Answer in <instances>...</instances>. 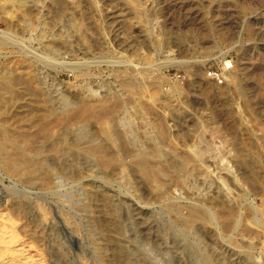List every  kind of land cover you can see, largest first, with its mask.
<instances>
[{"label": "rangeland", "instance_id": "obj_1", "mask_svg": "<svg viewBox=\"0 0 264 264\" xmlns=\"http://www.w3.org/2000/svg\"><path fill=\"white\" fill-rule=\"evenodd\" d=\"M1 32L0 213L35 264L258 255L236 241L261 237L264 0H0ZM193 211L210 236L177 219Z\"/></svg>", "mask_w": 264, "mask_h": 264}, {"label": "bare ground", "instance_id": "obj_2", "mask_svg": "<svg viewBox=\"0 0 264 264\" xmlns=\"http://www.w3.org/2000/svg\"><path fill=\"white\" fill-rule=\"evenodd\" d=\"M9 1H19V0H9ZM132 4V3H131ZM29 26H31V25H29ZM9 39H11L10 38V34H8V33H4V32H1L0 33V44L1 45H4V43H7L8 41H9ZM10 41H12V40H10ZM224 54V53H223ZM225 55V54H224ZM223 56V55H222ZM252 56V55H251ZM170 59V58H169ZM167 61V60H166ZM165 63H167V62H165ZM170 63V62H169ZM168 64V63H167ZM227 64H229V65H225V67L226 66H230V65H232L230 62H228ZM70 67H72V66H70ZM232 67H233V65H232ZM225 70L227 69H229V67H226V68H224ZM225 76V75H224ZM234 79V76L233 75H230V78H229V80L230 81H234L233 80ZM173 90H174V92H180V88L178 87V86H174L173 87ZM183 90V89H182ZM184 91V90H183ZM254 92V91H253ZM104 101V100H103ZM102 101V102H103ZM100 103V102H99ZM86 105V104H85ZM85 105L83 106V108L85 107ZM91 106V105H90ZM92 107V106H91ZM90 107V108H91ZM107 107H109V106H107L106 104H104V103H102V104H97L95 107H94V112H97V113H99L100 115H105L106 114V112H107V110H108V108ZM248 107V106H247ZM86 108V107H85ZM90 108H88V109H90ZM110 108V107H109ZM111 108H113V107H111ZM87 109V110H88ZM79 110H82V109H79ZM86 110V111H87ZM111 110V109H110ZM92 112H93V108H92V110H91ZM89 112V111H88ZM92 112H90L89 114H91ZM76 113V112H75ZM81 113H82V111H81ZM93 114V113H92ZM75 115H77V114H75ZM80 115V114H79ZM82 115V114H81ZM80 115V116H81ZM94 115V114H93ZM98 115V114H97ZM97 115H96V117H97ZM110 115V114H109ZM86 116H88V114L86 115ZM106 116V115H105ZM74 117L75 116H73V119H74ZM100 117V116H99ZM102 117V116H101ZM62 118V117H61ZM81 118V117H80ZM64 119H66V118H64ZM95 120H96V118H95ZM99 120V119H98ZM57 121H59V120H57ZM60 121H63V119L62 120H60ZM69 121H70V118H69ZM68 121V122H69ZM239 121V120H238ZM55 122V121H54ZM64 122V121H63ZM62 123V122H61ZM49 124V123H48ZM51 124H52V122H51ZM57 124V123H56ZM60 125V124H59ZM47 128V127H46ZM49 128V127H48ZM43 130V129H42ZM45 130V129H44ZM41 131V130H40ZM47 131V130H46ZM113 131V130H112ZM1 132V131H0ZM3 132V131H2ZM2 132H1V134H2ZM41 133V132H40ZM45 133V132H44ZM112 134V133H111ZM19 135V134H18ZM109 135V134H108ZM1 137V136H0ZM19 137V136H18ZM21 137V136H20ZM43 137V136H42ZM113 138V137H112ZM1 139V138H0ZM3 140V139H2ZM5 143H3V145H4ZM255 144V143H254ZM18 145V144H17ZM242 146V145H241ZM5 147V146H4ZM87 147V146H86ZM2 148V149H1ZM8 147H6V149H7ZM15 148V147H14ZM92 148V147H91ZM40 149V148H39ZM89 149V148H88ZM195 149H197L195 146H194V148L192 147V149H191V151H192V153H193V155H194V158H195V156H197V157H199V154H197L196 152H195ZM1 150H3V147H1V145H0V151ZM19 150V149H18ZM17 150V151H18ZM25 150V149H24ZM42 150V149H41ZM39 151V150H38ZM10 153V152H9ZM12 153H13V151H12ZM17 153V152H16ZM45 153V152H44ZM13 154H15V151H14V153ZM19 154V153H18ZM28 155L27 156H29V153H27ZM124 154V153H123ZM21 155V154H20ZM127 155V154H126ZM202 155V154H201ZM37 156V155H36ZM9 157H10V154H9ZM8 157V158H9ZM15 157V156H14ZM21 158V157H20ZM13 159V158H12ZM15 159V158H14ZM16 159H17V157H16ZM22 159V158H21ZM52 159V158H51ZM2 160V159H1ZM19 160V159H18ZM23 160V159H22ZM45 159H43V161H44ZM20 161V160H19ZM29 161V160H28ZM109 161V160H108ZM24 162H26V159H25V161ZM110 163V162H109ZM19 164V163H18ZM24 164V163H23ZM25 164H28V163H25ZM111 164V163H110ZM109 164V165H110ZM6 165L7 166H9V165H11L12 167V169H14V167L17 165V163H16V165L14 164V163H12V161L10 162V161H7L6 162ZM50 165V164H49ZM118 165H120V164H118ZM123 165V164H122ZM124 165H126V164H124ZM123 165V166H124ZM136 165H138V164H136ZM20 165H17V167H16V169H18V167H19ZM28 166V165H27ZM129 166V165H128ZM141 166V165H140ZM228 166V165H227ZM39 167V166H38ZM51 167V166H50ZM146 167V166H145ZM36 168V166L34 167V169ZM40 169H41V167H39ZM122 169H125V168H123V167H121ZM11 169V170H12ZM27 169V168H26ZM30 169V168H29ZM33 169V168H32ZM31 169V170H32ZM39 169V170H40ZM43 170V169H42ZM150 170V169H149ZM149 170H147V171H149ZM230 170V169H229ZM228 170V173L229 174H233L234 175V172L233 171H229ZM13 171V170H12ZM23 171V170H22ZM30 171V170H29ZM147 174H149L150 176H151V174L149 173V172H147L146 170H144ZM143 171V172H144ZM15 172V171H14ZM34 172H35V170H34ZM144 172V173H145ZM19 173V172H18ZM26 173V172H25ZM37 173H38V171H37ZM43 173H44V171H43ZM46 173V172H45ZM44 173V174H45ZM145 173V175H147ZM155 173V172H154ZM27 174V173H26ZM25 174V175H26ZM61 174V173H60ZM81 174V173H80ZM30 175V174H29ZM82 175V174H81ZM156 175V174H155ZM219 177H221L222 178V173H218L217 174ZM43 176V175H42ZM47 176V175H46ZM78 176V175H77ZM157 176V175H156ZM227 176V175H226ZM38 177H40V176H38ZM225 177V176H224ZM47 178V177H46ZM33 181H34V179L33 178H31ZM30 179V180H31ZM48 179H51V178H48ZM224 179V178H223ZM38 180V179H37ZM40 180V179H39ZM43 180V179H42ZM85 180V179H84ZM232 180V179H231ZM49 181V180H48ZM147 181V180H146ZM225 181V180H224ZM42 182V181H41ZM151 182V181H150ZM43 183V182H42ZM109 183V182H108ZM86 185L87 186H91V187H93V188H96V187H99L98 186V183L96 182V180L95 181H87L86 182ZM149 185V184H148ZM101 186V185H100ZM103 186V185H102ZM223 186V185H222ZM225 186V185H224ZM226 186H227V184H226ZM229 187V186H228ZM163 188V187H162ZM226 188V187H225ZM81 190V189H80ZM171 191V190H170ZM227 191L229 192V189H227ZM249 191V190H248ZM21 193V192H20ZM82 193V192H81ZM229 193H232V191L231 192H229ZM167 194V193H166ZM233 194V193H232ZM85 196V195H84ZM92 196V195H91ZM161 196V195H160ZM264 196V195H263ZM84 201V200H83ZM19 207V206H18ZM90 207H91V204H90ZM39 208H42V207H39ZM95 208V207H94ZM98 208V207H97ZM176 209V208H175ZM191 209H194L195 210V208H191ZM42 210V218H41V224L43 225V226H46V225H48V220H47V217L45 216V214L46 213H44V210L43 209H41ZM177 210V209H176ZM199 210V209H198ZM197 210V211H198ZM1 211V210H0ZM183 211V210H182ZM181 210H180V212H182ZM197 211H193V212H188L189 214H187V216H183L182 214H179V213H177V219L179 220V222H182V223H185L186 225H196L197 227H198V229L200 230V232L202 233V235H204V237L205 236H210V234H212V232H213V228L211 227V226H205V224H207V222L208 221H206V219L207 218H205V215H206V213L204 214V213H202V211L201 212H197ZM200 211V210H199ZM208 211V210H207ZM210 211V210H209ZM208 211V212H209ZM221 212V211H220ZM248 212H249V210H248ZM68 213V212H67ZM173 213V212H172ZM175 213V212H174ZM173 213V214H174ZM66 214V213H65ZM176 214V213H175ZM221 214V213H220ZM224 214V213H223ZM228 214V213H227ZM222 215V214H221ZM220 215V216H221ZM248 215H249V213H248ZM67 216V215H66ZM211 216V215H210ZM254 216H255V213H254ZM258 216V215H257ZM256 216V217H257ZM212 217V216H211ZM228 217V216H227ZM246 217V216H245ZM244 217V219L243 220H245L246 221V218ZM64 219H65V221L67 222H70L69 221V219L68 218H65V217H63ZM224 219V218H223ZM11 219H10V216L8 217L7 216V214H5V213H0V258H4V260H3V262H1V264H35V261H37V260H35V257L37 256V253L38 252H36V250L34 251L33 250V247L31 248V246H28V245H25L23 242H19V241H17L16 240V236L14 235V233L12 232V229H13V227H12V225L11 224H9L11 221H10ZM229 220H231V219H229ZM228 220V221H229ZM98 221V220H97ZM249 221V220H248ZM175 222V221H174ZM214 222V221H213ZM243 222V221H242ZM231 222H229V223H225V224H222V228H231V226H232V224H230ZM237 223V222H236ZM251 223V222H250ZM40 224V225H41ZM180 224V223H179ZM230 224V225H229ZM249 224V223H248ZM254 224H255V226L257 227V229L259 230L258 232H259V234H261V237L260 236H253V234H251V233H249V231L250 230H248V229H246L247 227L245 226H243V227H241L240 229H239V231H238V236H239V241H236V242H238V243H236L237 245L239 244V246H240V248H241V246L242 247H255L257 244H259V248H258V251H257V254L258 255H256V257H254V259L253 260H250V259H247V258H244L243 256H241V257H234L233 259H232V263L231 264H264V206L262 207V209H260L259 210V219H255L254 220ZM218 225V224H217ZM15 227V226H14ZM183 227V226H182ZM182 227H181V229H182ZM218 227V226H217ZM41 228H42V226H41ZM71 228V227H70ZM196 228V227H195ZM218 229V228H217ZM14 230V229H13ZM43 231V230H42ZM225 231H226V229H225ZM227 231H228V229H227ZM234 231V230H233ZM236 231V230H235ZM229 232V231H228ZM39 233V232H38ZM253 233H254V231H253ZM228 234V233H227ZM256 234H258L257 232H256ZM31 235V234H30ZM79 235V234H78ZM78 235H75V234H73L72 235V238H75L77 241V243L78 244H82V242H81V239H80V237L78 236ZM215 235V234H214ZM212 237V236H211ZM214 237V236H213ZM40 239H41V237H40ZM206 239V238H205ZM217 239V238H216ZM209 241V240H208ZM211 241V240H210ZM25 242H27L26 240H25ZM199 244V243H198ZM30 245V244H29ZM210 245V244H209ZM216 247V246H215ZM238 247V246H237ZM237 249V248H236ZM256 249V248H255ZM207 250V249H206ZM232 250L233 249H230V250H227L225 253L226 254H228L229 256H235L234 255V252H232ZM251 250V249H250ZM45 251V250H44ZM212 251V250H211ZM234 251V250H233ZM248 251V250H247ZM205 253V252H204ZM223 253V252H222ZM244 253H247V252H244ZM206 254V253H205ZM224 254V253H223ZM207 255V254H206ZM209 255V254H208ZM204 256V255H203ZM237 256V255H236ZM42 257V256H41ZM204 257H206V256H204ZM228 257V256H227ZM39 258V257H38ZM103 258V257H102ZM229 259V258H228ZM1 260V261H2ZM224 260V259H223ZM39 261H40V259H39ZM154 261V260H153ZM206 261H207V259H206ZM42 262V261H41ZM208 262H209V264H225V263H223L222 261H221V259H219V254H215V253H213V254H211L210 256H208ZM208 262H206V263H208ZM40 263V262H39ZM37 264V263H36ZM158 264V263H157ZM160 264V263H159ZM228 264V263H227Z\"/></svg>", "mask_w": 264, "mask_h": 264}, {"label": "built area", "instance_id": "obj_3", "mask_svg": "<svg viewBox=\"0 0 264 264\" xmlns=\"http://www.w3.org/2000/svg\"><path fill=\"white\" fill-rule=\"evenodd\" d=\"M208 76L217 83H223V73L219 70L209 71Z\"/></svg>", "mask_w": 264, "mask_h": 264}]
</instances>
